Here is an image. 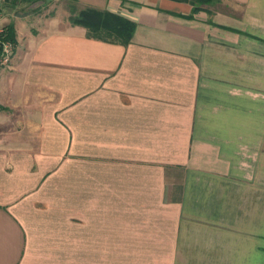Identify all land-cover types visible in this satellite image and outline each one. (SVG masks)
I'll list each match as a JSON object with an SVG mask.
<instances>
[{
  "label": "crops",
  "instance_id": "crops-1",
  "mask_svg": "<svg viewBox=\"0 0 264 264\" xmlns=\"http://www.w3.org/2000/svg\"><path fill=\"white\" fill-rule=\"evenodd\" d=\"M33 1L6 10L0 264H264V0Z\"/></svg>",
  "mask_w": 264,
  "mask_h": 264
},
{
  "label": "trees",
  "instance_id": "trees-1",
  "mask_svg": "<svg viewBox=\"0 0 264 264\" xmlns=\"http://www.w3.org/2000/svg\"><path fill=\"white\" fill-rule=\"evenodd\" d=\"M192 5V11L198 12L207 9L208 14L212 11L208 9L209 6L217 5L219 0H183ZM208 7L204 8V6ZM69 21L72 24L83 25L88 32V35L104 41L119 42L127 45L134 32L135 23L129 19L124 18L118 14L110 11H99L97 8L81 9L77 13H72ZM7 27L8 37L15 39V30L12 24Z\"/></svg>",
  "mask_w": 264,
  "mask_h": 264
},
{
  "label": "built area",
  "instance_id": "built-area-1",
  "mask_svg": "<svg viewBox=\"0 0 264 264\" xmlns=\"http://www.w3.org/2000/svg\"><path fill=\"white\" fill-rule=\"evenodd\" d=\"M25 0H0V69L7 67L12 59L16 42L14 38L8 37L5 18L6 11L12 4H17Z\"/></svg>",
  "mask_w": 264,
  "mask_h": 264
},
{
  "label": "rangeland",
  "instance_id": "rangeland-1",
  "mask_svg": "<svg viewBox=\"0 0 264 264\" xmlns=\"http://www.w3.org/2000/svg\"><path fill=\"white\" fill-rule=\"evenodd\" d=\"M61 0H48L46 2H40L35 3L36 1H33L31 4V7L24 6L22 8V11H19V16L24 17L26 20V24H29L32 20H36L41 16L42 18L50 16L53 14L54 10H57L58 4L60 3ZM30 2V1H29ZM29 6V5H28ZM211 10H222L226 11L227 9L221 8L218 4L213 5L212 7L209 6ZM25 12L30 13L28 16ZM32 14V15H31Z\"/></svg>",
  "mask_w": 264,
  "mask_h": 264
}]
</instances>
